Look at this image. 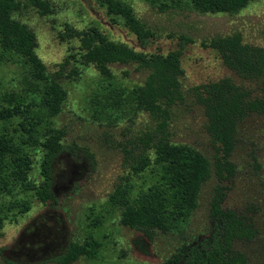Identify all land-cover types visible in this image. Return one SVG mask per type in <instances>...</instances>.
I'll return each mask as SVG.
<instances>
[{
  "label": "rangeland",
  "instance_id": "rangeland-1",
  "mask_svg": "<svg viewBox=\"0 0 264 264\" xmlns=\"http://www.w3.org/2000/svg\"><path fill=\"white\" fill-rule=\"evenodd\" d=\"M51 10L39 14L23 2L12 16L28 25L37 38L36 53L48 73L64 90L61 111L54 124L64 130V143H76L93 155L89 163L82 151L77 157L63 152L54 162L53 192L56 199L41 202L33 191L13 188L0 193V264H57L53 259L70 241L93 238L98 246L93 256H80L70 264H166L182 243L201 233L208 221L210 198L217 184L212 175L201 187L198 206L178 227L156 231L151 239L120 222V208L109 195L128 172L124 148L139 142L144 134L157 133L160 118L137 109L127 92L143 82L146 71L135 63H113L111 82L124 90V100L110 107L104 100L108 80L82 58L76 37L62 38L64 23L77 29L96 25L110 38L136 50L161 51L177 47L186 36L179 76L183 100L168 107L166 133L173 143L190 145L213 160L214 149L205 131V116L192 88L201 83L230 77L264 98V80H242L230 71L208 42L218 36L240 33L243 42L264 46V0H253L235 13L200 12L190 0L179 5L170 0H124L153 32L143 47L121 21L112 22L95 0H50ZM24 66L8 59L0 64V83L19 89ZM232 160L235 175L226 182L224 206L247 215L255 236L240 241L249 264H264V110L239 124ZM38 155L31 179L37 178ZM24 200L29 208L21 210Z\"/></svg>",
  "mask_w": 264,
  "mask_h": 264
},
{
  "label": "trees",
  "instance_id": "trees-1",
  "mask_svg": "<svg viewBox=\"0 0 264 264\" xmlns=\"http://www.w3.org/2000/svg\"><path fill=\"white\" fill-rule=\"evenodd\" d=\"M179 5L182 0H170ZM253 0H190L200 12L235 13ZM23 2L39 14L51 10L50 0H0V64L5 60L24 66L19 89L0 83V193L13 188L33 191L41 202L56 199L53 192V164L63 153L91 163L92 153L76 143H64V130L54 124L61 111L64 90L55 75L47 72L36 53L37 38L28 25L12 16ZM112 22L119 20L141 47L154 37L153 32L124 0H95ZM62 38L76 37L82 58L108 80L104 100L118 107L124 90L112 84L108 67L113 63H135L146 71L143 82L127 95L133 105L154 118H160L157 133L144 134L139 142L124 150L128 172L120 178L109 201L120 208L121 224L140 231L151 239L156 231L169 232L198 206L202 185L213 175L217 181L209 201L204 230L182 243L166 264H249L236 247L255 236L250 218L223 205L226 182L235 175L232 160L238 126L245 118L264 110V98L230 77L201 83L192 88L205 116V131L214 149L213 160L187 144L173 143L166 133L168 107L181 102L179 76L183 72L181 55L190 39L179 36L177 47L166 52L136 50L125 42L110 38L96 25L77 29L64 23ZM221 62L242 80H264V46L243 42L233 32L211 39L208 45ZM38 155L37 178L32 180L34 156ZM29 208L22 200L19 209ZM3 216L0 215V229ZM98 243L93 238L70 241L53 260L70 264L80 256L90 257Z\"/></svg>",
  "mask_w": 264,
  "mask_h": 264
}]
</instances>
